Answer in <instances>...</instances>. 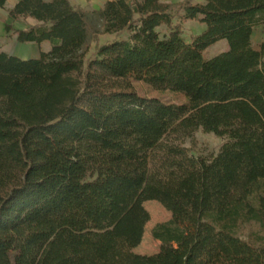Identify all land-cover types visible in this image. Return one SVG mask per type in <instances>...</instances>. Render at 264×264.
Instances as JSON below:
<instances>
[{
  "label": "trees",
  "instance_id": "obj_1",
  "mask_svg": "<svg viewBox=\"0 0 264 264\" xmlns=\"http://www.w3.org/2000/svg\"><path fill=\"white\" fill-rule=\"evenodd\" d=\"M199 1L7 10L34 21L18 43L49 50L0 51V264H264V42H251L264 0ZM187 21L205 26L189 42ZM133 82L183 101L144 98ZM197 131L226 142L195 158L183 144ZM147 201L171 219L151 231L159 251L138 255ZM251 223L262 235L242 239Z\"/></svg>",
  "mask_w": 264,
  "mask_h": 264
},
{
  "label": "rangeland",
  "instance_id": "obj_2",
  "mask_svg": "<svg viewBox=\"0 0 264 264\" xmlns=\"http://www.w3.org/2000/svg\"><path fill=\"white\" fill-rule=\"evenodd\" d=\"M15 0L7 1L4 5V8H0V51L5 53L13 54V51L20 50L23 53H29L30 47L29 44H20L16 41V36L13 33L16 30H25L29 26L33 25L30 20H13L8 17L7 10L11 8L13 2ZM107 0H70V2L77 7L85 11H90L93 9L100 8L103 3ZM161 2L165 3H179L183 0H160ZM194 3H199V0H193ZM175 23L177 21L175 20ZM180 25L182 31V37L185 42H189L190 38L200 34L204 29L205 26L200 24L196 21H187L184 23H178ZM5 26H9L11 28L10 33H5ZM158 32L161 36L167 33L166 28L162 27L158 29ZM113 39L112 35H104L100 37V43H105ZM45 47H48L45 44ZM22 49H25L22 51ZM27 49V50H26ZM227 49V45L224 41H220L210 48L207 49L205 52V56L207 58H211L222 51ZM33 51L36 50L33 48ZM132 86L134 90L142 97L148 99H159L167 104H177L181 103L183 100L168 92H156L149 88L143 82H133ZM194 144H191L190 140L184 141L183 146L185 148H190V155L193 157H209L211 155L217 154L221 146L226 142L225 139H221L216 137L213 134H204L201 131H197L193 134ZM144 209L147 211L149 215V221L145 226L144 234L141 239L140 244L132 250L134 254L138 255H152L159 251L160 243L158 241L153 240L151 236L152 229L158 225L167 223L171 219L170 213L165 210L161 204L156 201H147L143 204ZM254 234L262 235L260 228L258 225L251 223L244 228H242L239 232V235L242 239H249Z\"/></svg>",
  "mask_w": 264,
  "mask_h": 264
},
{
  "label": "crops",
  "instance_id": "obj_3",
  "mask_svg": "<svg viewBox=\"0 0 264 264\" xmlns=\"http://www.w3.org/2000/svg\"><path fill=\"white\" fill-rule=\"evenodd\" d=\"M12 0H8V2ZM19 0H15L13 2V5L11 6V8L18 2ZM108 1V0H107ZM106 2V1H105ZM104 2V3H105ZM103 3V4H104ZM102 7V6H101ZM100 7V8H101ZM99 9V8H98ZM96 10V9H93ZM30 20L32 22V24H34V21L31 19H27ZM251 42H252V46L255 50H259L260 45L264 42V29L262 27H257L254 29L252 36H251ZM30 47V52L27 53H23L20 50H15L13 51V54H9L11 56H14L16 58L22 59V60H27V59H37L39 57L40 51L42 52H47L49 50V45L48 47H45V44L41 45L40 47H38L35 44H29L28 45ZM33 48L36 50V52L33 51Z\"/></svg>",
  "mask_w": 264,
  "mask_h": 264
},
{
  "label": "bare ground",
  "instance_id": "obj_4",
  "mask_svg": "<svg viewBox=\"0 0 264 264\" xmlns=\"http://www.w3.org/2000/svg\"><path fill=\"white\" fill-rule=\"evenodd\" d=\"M25 49H22V51H24ZM27 50V49H26Z\"/></svg>",
  "mask_w": 264,
  "mask_h": 264
}]
</instances>
